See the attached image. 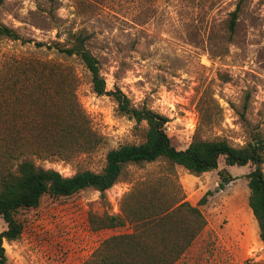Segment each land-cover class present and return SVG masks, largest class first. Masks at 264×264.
I'll return each mask as SVG.
<instances>
[{"label":"rangeland","instance_id":"rangeland-1","mask_svg":"<svg viewBox=\"0 0 264 264\" xmlns=\"http://www.w3.org/2000/svg\"><path fill=\"white\" fill-rule=\"evenodd\" d=\"M0 23L47 46L64 42L71 31L89 34L88 47L100 61L107 89L119 88L135 106L166 116V132L179 150L195 136L226 139L236 147L256 136L264 139V0H5ZM63 60L76 73L78 101L101 143L78 155L32 157L64 176L100 172L110 150L145 140L146 125L121 115L112 97L94 93L79 60L0 38V81L15 76L6 88L0 83V112L9 109L8 130L19 131L12 115L33 117L40 106L28 101L16 79L26 76V64ZM224 168L235 179L221 189ZM253 169L252 164L227 167L221 159L218 169L197 176L180 166L168 173L158 162L127 167L104 196L85 190L71 198L45 197L38 208L20 213L21 237L3 242L6 264H83L108 238L133 232L129 225L95 230L91 218L121 214L123 197L145 184L161 188L162 203L176 195L198 206L206 219L205 229L176 264H264V243L248 203L247 175ZM6 228L0 217V234Z\"/></svg>","mask_w":264,"mask_h":264},{"label":"trees","instance_id":"trees-1","mask_svg":"<svg viewBox=\"0 0 264 264\" xmlns=\"http://www.w3.org/2000/svg\"><path fill=\"white\" fill-rule=\"evenodd\" d=\"M4 1L0 0V7ZM238 11L232 13L231 32L236 27ZM67 35L64 42L47 46L26 40L16 30L0 23V38L35 43L37 47L55 49L67 60H79L90 75L94 93L112 97L121 115L131 118L138 126L146 125L145 140L110 150L100 172L81 170L72 176H64L55 169L38 165L32 155L39 159L65 157L68 151L78 155L97 148L101 138L90 127L78 101V78L66 60L26 64V76L16 81L21 82L22 93H28L25 95L28 101L32 98L40 109L33 117L24 116L22 112L13 114V127L19 130L15 133L8 130L11 124L5 119L10 110L0 112V135L6 134L1 138L0 217L7 225L0 234V264H6L8 260L3 242L18 240L23 233L24 227L19 219L22 211L38 208L45 197L71 198L85 190H94L104 196L119 182L127 167L158 162L167 165L168 173H174L180 166L197 176L218 169L221 159L227 167L254 165L253 171L247 175L248 203L264 243L262 136H256L254 142L243 147H236L226 139L206 140L195 136L186 149H177L166 132L169 122L166 116L145 105L135 106L119 88L107 89L100 61L88 47L91 36L84 31H71ZM14 77L1 80V85L6 88L4 85L11 80L13 84ZM220 176L221 189L235 179L226 168L220 171ZM160 189L146 184L137 187L123 197L121 214L105 215L96 220L92 217L95 230L129 225L133 232L108 238L83 264H176L203 232L207 222L198 206L176 195L167 204L162 203ZM206 201L207 195L199 204Z\"/></svg>","mask_w":264,"mask_h":264}]
</instances>
